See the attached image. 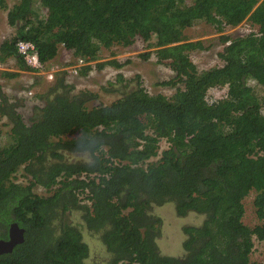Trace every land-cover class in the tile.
I'll return each instance as SVG.
<instances>
[{
  "label": "trees",
  "instance_id": "obj_1",
  "mask_svg": "<svg viewBox=\"0 0 264 264\" xmlns=\"http://www.w3.org/2000/svg\"><path fill=\"white\" fill-rule=\"evenodd\" d=\"M185 1L19 0L8 7L0 0L14 30L0 43L1 61L13 57L28 69L15 44L29 40L45 63L63 46L98 69L120 68L115 58L101 62L103 49L139 38L153 49L143 57L154 53L174 72L163 84L183 85L170 96L151 94L140 81L127 89L117 74L120 96L88 106L96 94H72L61 77L34 95L42 104L29 123L0 93V118L9 126L5 135L0 129V239L13 223L24 230L0 264H263L251 253L254 239L264 240V0ZM244 20L257 30L223 34L222 64L200 71L189 52L203 44L185 29L204 22L222 33ZM212 87H226L225 96L209 100ZM161 140L167 145L159 150ZM21 167L26 182L13 180ZM251 191L254 226L242 220ZM166 203L179 217L203 215L201 224L182 227L178 256L157 244L162 220L152 211ZM73 212L79 222L68 219ZM83 230L99 237L106 258L87 262Z\"/></svg>",
  "mask_w": 264,
  "mask_h": 264
},
{
  "label": "rangeland",
  "instance_id": "obj_2",
  "mask_svg": "<svg viewBox=\"0 0 264 264\" xmlns=\"http://www.w3.org/2000/svg\"><path fill=\"white\" fill-rule=\"evenodd\" d=\"M19 0H6L8 7L18 3ZM186 4H190L191 0H186ZM6 10L0 8V43L13 36L14 30L8 25L6 20ZM38 12L41 17L46 13L45 8H39ZM257 27L251 25L248 20H244L239 25L224 28L222 33L216 32L214 27L210 24L200 22L185 29L184 34L188 40L201 41L203 48L194 49L189 52L191 60L196 64L197 68L201 71L216 65L222 64L219 59L218 52L222 50L223 44L221 36L223 34L229 36H236L247 33L249 31H256ZM152 48L147 47V43L137 38L133 45L129 47L114 46L111 49H103L101 53V62L107 61L111 58L118 59L123 65L120 68H115L110 65H105L102 69L96 67L95 62L90 71L86 74H80L75 77L66 78L63 72L57 73L56 77L50 82L44 77L40 76L37 81V86L33 88L32 96H24V94H16L24 86L18 84L17 87L11 90L5 89V94L9 95L10 100L18 103L19 112L23 115L25 122L29 123V117L32 115L33 106L42 104V100L35 98V94L42 93L52 85L56 79L63 78L65 83L72 85V94L79 91H89L95 93L96 97L90 99L86 104L94 106L98 104H108L114 99L118 98L123 91L120 83H116L117 74H122L128 88L132 89L137 81H140L145 89L151 93H161L166 96L172 95L177 87H182V83L176 85H165L163 82L170 81L174 72L165 64L158 63L154 53L149 54L148 57H143L142 54L150 53ZM138 77V78H137ZM8 89H12L8 88ZM25 90V89H24ZM23 90V91H24ZM25 92V91H24ZM226 87H212L207 91V98L214 100L225 96ZM5 118H0V129L2 135H5L9 126L5 123ZM160 149L166 147L165 140L160 141ZM1 149V148H0ZM1 158V156H0ZM87 159L86 155L76 156L75 160L84 161ZM13 180L17 182H26L24 170L21 167L18 172L13 176ZM39 194H44L45 190L38 186L34 189ZM255 193L251 191L243 200L245 213L243 222L249 226L259 224L253 207V198ZM152 211L155 215L159 216L162 220L160 228V236L157 239V244L161 253L178 256L183 253L182 241L184 234L182 227L185 225H199L202 222L203 215L190 212L184 217H179L175 213L172 204L166 203L160 207H154ZM68 219L73 222H79V214L73 212ZM83 239L88 244L90 254L87 262H99L107 257V253L99 239V237L92 236L86 230H83ZM169 247L170 249H167ZM251 260H257L264 264V240L254 239V249L251 253Z\"/></svg>",
  "mask_w": 264,
  "mask_h": 264
},
{
  "label": "crops",
  "instance_id": "obj_3",
  "mask_svg": "<svg viewBox=\"0 0 264 264\" xmlns=\"http://www.w3.org/2000/svg\"><path fill=\"white\" fill-rule=\"evenodd\" d=\"M73 59L74 57L71 55V52L64 49L63 46H59L57 55L52 60H50L48 63L49 65H57L59 67H64V66L71 64ZM82 69L83 67L80 69V71ZM61 72L62 71H57L55 73V77L57 73H61ZM39 77L40 76L38 75H32L28 69H20L17 64L16 59L13 57H7L2 61L0 60V93L4 95H6L4 93L5 89H7V91L11 90V92H14L13 89L17 87L18 84L24 87L32 88L33 90L34 86H37V81ZM64 77H66L67 79L70 78V77H67V75H64ZM11 87L12 89H8ZM24 87L21 90H18L16 94H23ZM28 88H25V89H28ZM6 96L9 97V95H6ZM167 249H170V248L167 247ZM167 255H170V254H167Z\"/></svg>",
  "mask_w": 264,
  "mask_h": 264
},
{
  "label": "built area",
  "instance_id": "obj_4",
  "mask_svg": "<svg viewBox=\"0 0 264 264\" xmlns=\"http://www.w3.org/2000/svg\"><path fill=\"white\" fill-rule=\"evenodd\" d=\"M15 47L18 55L22 58L24 64L31 74L42 76L48 81H52L54 79L55 73L57 71H62L64 75H67V77L78 76L82 67L87 65L92 66L94 63L78 57L74 58L71 64L64 67L49 65L48 62L45 63L39 59L35 44L32 41L18 40L15 44ZM24 91V96L30 97L34 93L32 88L25 89Z\"/></svg>",
  "mask_w": 264,
  "mask_h": 264
},
{
  "label": "water",
  "instance_id": "obj_5",
  "mask_svg": "<svg viewBox=\"0 0 264 264\" xmlns=\"http://www.w3.org/2000/svg\"><path fill=\"white\" fill-rule=\"evenodd\" d=\"M24 230L16 223H13L8 228L7 238L0 239V254L11 252L15 245L23 242Z\"/></svg>",
  "mask_w": 264,
  "mask_h": 264
}]
</instances>
